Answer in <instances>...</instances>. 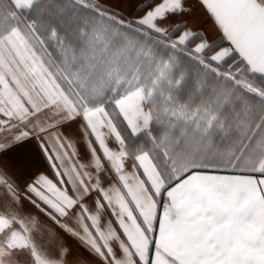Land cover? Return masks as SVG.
I'll return each instance as SVG.
<instances>
[{
  "label": "snow or ice",
  "instance_id": "obj_1",
  "mask_svg": "<svg viewBox=\"0 0 264 264\" xmlns=\"http://www.w3.org/2000/svg\"><path fill=\"white\" fill-rule=\"evenodd\" d=\"M0 264H264V0H0Z\"/></svg>",
  "mask_w": 264,
  "mask_h": 264
},
{
  "label": "crops",
  "instance_id": "obj_2",
  "mask_svg": "<svg viewBox=\"0 0 264 264\" xmlns=\"http://www.w3.org/2000/svg\"><path fill=\"white\" fill-rule=\"evenodd\" d=\"M125 11H127V8L125 9ZM206 30L208 31L210 36L217 35L210 22L206 25ZM34 167H42V165H36Z\"/></svg>",
  "mask_w": 264,
  "mask_h": 264
}]
</instances>
